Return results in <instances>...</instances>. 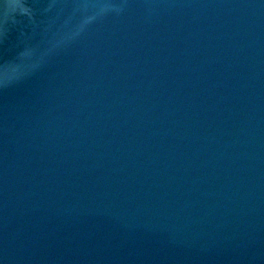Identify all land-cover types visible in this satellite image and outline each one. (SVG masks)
Returning <instances> with one entry per match:
<instances>
[{
    "label": "water",
    "instance_id": "1",
    "mask_svg": "<svg viewBox=\"0 0 264 264\" xmlns=\"http://www.w3.org/2000/svg\"><path fill=\"white\" fill-rule=\"evenodd\" d=\"M0 264H264V0H0Z\"/></svg>",
    "mask_w": 264,
    "mask_h": 264
}]
</instances>
